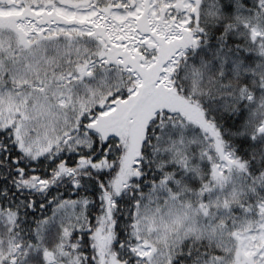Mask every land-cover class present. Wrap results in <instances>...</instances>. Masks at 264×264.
Segmentation results:
<instances>
[{
    "label": "snow or ice",
    "instance_id": "obj_1",
    "mask_svg": "<svg viewBox=\"0 0 264 264\" xmlns=\"http://www.w3.org/2000/svg\"><path fill=\"white\" fill-rule=\"evenodd\" d=\"M0 264H264V0H0Z\"/></svg>",
    "mask_w": 264,
    "mask_h": 264
}]
</instances>
